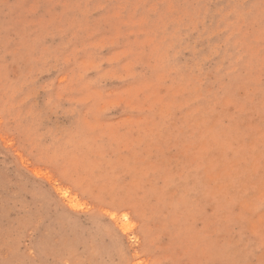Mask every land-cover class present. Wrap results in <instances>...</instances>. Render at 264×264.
Masks as SVG:
<instances>
[{
	"label": "rangeland",
	"instance_id": "374dc122",
	"mask_svg": "<svg viewBox=\"0 0 264 264\" xmlns=\"http://www.w3.org/2000/svg\"><path fill=\"white\" fill-rule=\"evenodd\" d=\"M0 264H264V0H0Z\"/></svg>",
	"mask_w": 264,
	"mask_h": 264
}]
</instances>
